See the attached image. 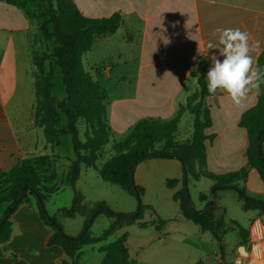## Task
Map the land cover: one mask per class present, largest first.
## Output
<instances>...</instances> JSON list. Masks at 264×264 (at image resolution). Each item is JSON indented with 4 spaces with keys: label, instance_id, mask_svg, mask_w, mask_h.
I'll list each match as a JSON object with an SVG mask.
<instances>
[{
    "label": "crops",
    "instance_id": "1",
    "mask_svg": "<svg viewBox=\"0 0 264 264\" xmlns=\"http://www.w3.org/2000/svg\"><path fill=\"white\" fill-rule=\"evenodd\" d=\"M32 1L36 0H16L13 4L0 1V173L11 170L22 159L49 156L50 159L44 169L47 174L54 175V180L46 185L55 188V192L59 190L56 184L58 175L56 170L61 169L65 183L74 189V194L79 192L82 195V204L88 210L98 202L107 203L104 198L90 200L80 186L84 175L85 178L92 179L87 170L89 167L82 168L79 178L72 186L68 181V173L71 160L75 157L74 150L72 158L68 159L56 153L54 150L56 146L47 143L42 128L34 124L37 69L33 64L32 54L33 37L38 33L40 12L37 6L34 8L31 5ZM73 1L83 15L91 18L109 17L115 13L122 16L117 31L96 37L82 59L83 65L85 58L95 68L96 78L93 79L103 88L107 97L108 123L112 134H118L120 140L142 118L165 121L176 115L179 106L185 104L187 98L198 87L199 62L208 60L209 66L211 65L210 59L201 56L198 49H204L208 42L217 40L215 31L217 28H239L248 32L252 67L259 70L257 58L264 51V0ZM46 4L47 2L43 0V5ZM256 41L261 42L259 49L254 47ZM46 64L48 65V61ZM57 67L54 68V74ZM112 83L118 89V95L113 97L107 91L108 85ZM257 95L258 89H252L238 105L234 104L222 90H217L205 99L212 121L206 134L213 135L212 139L206 140L205 168L215 174H226L247 168V178L241 180L239 186L245 189L247 195L264 199V181L257 170L248 165L247 132L239 125L241 115L256 104ZM65 121V119L61 121V124H65ZM191 134L187 135L188 137L180 135L178 124L176 140H188ZM93 171L98 173L96 170ZM169 179H176L178 182L175 186L168 187ZM182 179L181 163L174 158H147L136 164L134 180L144 189L145 204L154 206L155 211L167 218L165 220H169L163 228L158 229L152 218V209H147L150 217L144 216V221L149 222L146 228H140L137 224L124 225L118 229L121 233H117L115 238L109 240L112 242L122 234L128 233L127 246L136 264H162L154 257L170 249L171 236L165 232L169 225H173L179 232V236L174 240L183 247L189 245L191 240L186 228H192L191 223L194 222L181 215V203L174 199V194L183 187ZM157 182H163L168 190L156 184ZM212 186L213 182L210 189ZM120 188L131 195L127 190ZM222 191L217 189L215 192L214 215L216 219L223 218L225 228L233 224L235 231L236 220L224 217L228 207L219 194ZM210 193L201 192L199 198L209 196ZM160 199L168 202L171 209L169 215L159 211L163 208L158 205ZM201 201L204 204L198 210H203L207 202L206 199ZM242 205L243 201L241 202L243 209ZM7 206L6 203L0 204V219ZM69 206L58 205L48 212L59 218L65 234L77 236L83 228L85 216L77 213L74 217H65L57 213L60 208ZM117 210L130 211L124 208ZM254 212L247 247L251 253L253 245L259 243L261 248L259 255L252 253L244 264L264 263V219L259 216V212ZM71 218H78L79 222L75 224L67 222V219ZM10 220L11 235L9 240L1 245L0 264H63L64 260L68 259L60 245L49 243L53 229L41 217L35 197L20 204L12 213ZM110 222L111 219L108 218L101 228L104 229ZM126 227L131 228V233L130 228ZM194 228L198 234L203 232L195 223ZM109 241L84 246V258L81 262L100 264L104 253L98 248ZM216 245L207 251L206 256L212 264L209 258L215 254L214 256L218 258L216 264H223L217 253L222 250L219 249L217 242ZM231 260L232 264H235V250ZM202 263L201 259L196 262Z\"/></svg>",
    "mask_w": 264,
    "mask_h": 264
},
{
    "label": "trees",
    "instance_id": "2",
    "mask_svg": "<svg viewBox=\"0 0 264 264\" xmlns=\"http://www.w3.org/2000/svg\"><path fill=\"white\" fill-rule=\"evenodd\" d=\"M0 1L11 4L16 2ZM45 1L47 4L44 5L43 11H46L43 15L42 12L41 15L39 13V18H42L39 27L41 33L54 43V50L50 55L38 51H33L32 54V61L37 69L34 124L42 128L43 135L51 146H58L61 136H71L75 157L69 165L68 181L72 186L79 178L82 168L91 167L104 181L118 185L134 196L137 210L116 211L103 201L86 210V206L82 204V195L75 192L70 206L60 208L57 212L65 217H74L77 213L85 216L81 232L77 236H69L63 232L57 216L49 214L45 207L48 198L56 191L46 185L54 180V175L47 174L44 169L50 157L25 158L17 162L11 170L0 173V204L8 205L0 219V255L1 245L8 241L11 235L12 213L31 197L36 198L41 217L53 229L49 243L60 245L68 257L63 264H81L84 246L107 241L124 225L137 224L140 228H146L149 222L144 221V212L145 209L152 208L142 201L144 189L135 183L134 168L147 158H174L181 163L183 187L174 194V199L181 203V215L199 225L201 230L209 231L221 250L222 234L225 231L224 220L215 218L216 204L207 209L210 200L204 196L200 199L207 200L205 208H195L188 189L190 179L197 181L206 177L213 182V187L235 189L243 201V210L257 211L264 215V199L247 195L245 189L239 186V182L247 178V168L226 174H215L205 168L206 140L213 137L206 134L212 121L205 99L213 95L207 91L204 79L209 67L208 60L199 62L198 87L185 104L179 106L173 118L165 121L142 118L122 140L115 141L112 139L107 118L106 94L84 69L82 59L96 37L117 31L122 20L121 14L91 18L83 15L73 0ZM257 63L259 71L264 74V51L259 54ZM55 66L61 70L66 91L62 100H58L52 92ZM185 112L192 115L193 132L188 140L178 141L175 136L179 120ZM62 115L65 117V124H61ZM80 125L83 127V137ZM239 125L247 132L248 165L256 169L264 181V83H260L256 104L241 115ZM111 141L112 155L99 165L97 162L103 156L105 146ZM177 182L176 179H169L167 186L173 187ZM99 213L105 214L111 222L96 235L92 233L91 225ZM168 221L156 215L158 229L163 228ZM235 223L241 242L246 243L249 240L250 228L236 221ZM127 240L128 233H124L114 241L101 245L98 250L104 253V257L100 264H136V260L130 256Z\"/></svg>",
    "mask_w": 264,
    "mask_h": 264
},
{
    "label": "rangeland",
    "instance_id": "3",
    "mask_svg": "<svg viewBox=\"0 0 264 264\" xmlns=\"http://www.w3.org/2000/svg\"><path fill=\"white\" fill-rule=\"evenodd\" d=\"M31 5L34 6V8L37 6L39 12H42V15L46 11V10L43 11L44 9L43 0L42 1H39V0L32 1ZM40 19L42 21L41 17ZM40 30H41L40 27H38V33L35 34L33 37V51H38L40 53H46L47 55H50L53 53L54 43L52 42V40H48V38L45 37L41 33ZM84 60H85L84 65H83L84 69L87 72H89L90 75L93 76V78H96V75L94 76V74H96L94 72L95 71L94 66L91 65L90 62H88V60L86 61L85 58ZM53 84H54L53 94L58 99L60 100L63 99L65 97V88H64V85L62 84L61 72L58 67L55 69ZM107 91L111 97L118 95V89L115 88L114 83L108 85ZM64 119L65 117L62 115L61 121H64ZM79 127L81 129V137H83V127L82 125H80ZM179 130H180V135L182 134L184 136L190 135V133L193 132L192 118L189 113H185L183 119L180 121ZM112 139L115 141H119L120 136L116 133L112 134ZM111 146H112V141L105 146L104 154L97 162L98 164H102L112 154ZM54 150L56 151V153L62 155L66 159L72 158L73 145H72L70 135H63L60 139V144L56 146ZM87 170L88 172H90L89 174L92 176V179H87L85 178V175H84V178L82 179L80 183V186L83 187V191L85 192V194L88 196L90 200L97 199V198H104L109 204V206L113 210H116V211H119L117 209H120V208L130 209V211H127V212H133L137 210V201L134 196L128 195L126 192H124L120 187L116 185H112L108 182H105L99 176L98 173L93 171L94 170L93 168L89 167V169ZM56 171L58 173L56 184L59 190L51 194V196L48 198L47 202L45 203L47 212L58 205L69 206L73 198V195H74V189L70 185L65 183L63 171L61 169H58ZM211 183L212 181L206 177H201L197 181H194L192 179L189 180L188 189H189L191 200L196 209H200L204 204L203 201L200 200L199 194L201 192L210 193L212 190V188L210 189ZM156 184L161 185L164 187L165 190H168L166 189V185L163 182L162 183L157 182ZM221 190L223 191L222 193H219V194H221L220 196L222 197L223 201H225L228 207V212H226L224 217L226 219L228 218L235 219L241 225L247 228H250L251 223L253 221L252 216L255 212L254 211L246 212L241 208L242 200L239 197L238 192L236 190L230 189V188L221 189ZM155 196L159 197V195H156V194ZM204 197L210 200L211 196L208 197L207 195H204ZM142 201L143 203H145L143 200V197H142ZM158 205L163 207L162 209H159L161 213H164L167 215L171 213V209H169L168 202L165 201L164 199H160V202ZM153 207L154 206H151L152 218L155 220L156 215H159L160 217L164 218L157 211H155L156 209ZM144 216H146L145 218L150 217V215L147 212V209H145ZM259 216H262L264 219L263 214L259 213ZM58 219L59 218L57 217V220ZM95 219L91 225V231L94 234L100 233L99 231L102 232L103 229L101 227L102 226L104 227L105 223L108 221V218L103 213H99L95 217ZM164 219H167V218H164ZM67 222L75 224L76 222H79V219L71 218V219H67ZM191 226L192 228L191 227L186 228L187 229L186 233L188 234V237L191 241L189 242L188 246L183 247L176 240H174L175 238L179 236V232L177 231V229L174 228L173 225H169L166 228L165 232L169 233V235L171 236L170 238L171 243H169L170 249L168 251L166 250V252H164L160 256L154 257V259L160 260L162 264H196L198 259L199 260L201 259V263L203 262L202 264H210V261L208 260V256H206V254H207V251H210L211 249L214 248V246H217L216 245L217 241L215 242L210 232L201 231V234H198L196 229L194 228V223H191ZM126 228H130V227H126ZM227 228H225L224 234H222V252L218 251L217 253H218V256L220 255V259L223 260L224 262L223 264H232L231 259H232L234 250H235V262L239 258V255L237 252L238 246L243 245L246 247L249 253L251 252H250L249 247H247L248 241L246 243L241 242V236H240L236 223H235V231L233 230L234 229L233 224H231L228 229ZM130 230L131 228L129 229V231ZM117 233L120 234L121 230L116 232V234L110 236L107 240L109 241L115 238L117 236ZM132 236H133V233H132ZM214 255L209 258L212 260V264H216L217 259H218ZM250 256H252V253L250 254ZM83 258H84V251L82 249L81 261L83 260ZM250 260H252V258ZM81 264H83V262H81Z\"/></svg>",
    "mask_w": 264,
    "mask_h": 264
},
{
    "label": "clouds",
    "instance_id": "4",
    "mask_svg": "<svg viewBox=\"0 0 264 264\" xmlns=\"http://www.w3.org/2000/svg\"><path fill=\"white\" fill-rule=\"evenodd\" d=\"M215 31L217 40L198 49L201 56L211 61L204 76L207 91L214 94L222 90L238 105L252 89H259L260 83H264V74L252 67L248 32L239 28H217ZM260 43L256 41L254 47L259 49ZM213 49L216 51H209ZM260 248L259 243L253 245L252 253L259 255ZM237 252L239 258L235 264H244L250 253L243 245L237 247Z\"/></svg>",
    "mask_w": 264,
    "mask_h": 264
},
{
    "label": "water",
    "instance_id": "5",
    "mask_svg": "<svg viewBox=\"0 0 264 264\" xmlns=\"http://www.w3.org/2000/svg\"><path fill=\"white\" fill-rule=\"evenodd\" d=\"M218 189V187H213L211 190V197H210V204L207 209H210L214 203H215V192Z\"/></svg>",
    "mask_w": 264,
    "mask_h": 264
}]
</instances>
